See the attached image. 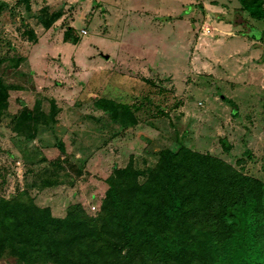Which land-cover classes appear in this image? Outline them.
<instances>
[{
	"label": "rangeland",
	"instance_id": "1",
	"mask_svg": "<svg viewBox=\"0 0 264 264\" xmlns=\"http://www.w3.org/2000/svg\"><path fill=\"white\" fill-rule=\"evenodd\" d=\"M0 2V78L21 88L0 126V201L97 214L90 170L147 173L181 146L264 181V22L238 0ZM20 100L38 106L35 140L16 131Z\"/></svg>",
	"mask_w": 264,
	"mask_h": 264
},
{
	"label": "trees",
	"instance_id": "2",
	"mask_svg": "<svg viewBox=\"0 0 264 264\" xmlns=\"http://www.w3.org/2000/svg\"><path fill=\"white\" fill-rule=\"evenodd\" d=\"M264 22V0H238ZM7 5L0 2V17ZM264 63V58H262ZM0 78V126L10 95ZM99 107L121 108L97 99ZM115 103V104H113ZM16 131L35 140L36 108L20 100ZM128 107H133L128 105ZM115 117L119 111L112 110ZM98 213L83 201L63 218L23 199L0 201V260L20 264H264V181L181 146L154 169L89 172Z\"/></svg>",
	"mask_w": 264,
	"mask_h": 264
},
{
	"label": "water",
	"instance_id": "3",
	"mask_svg": "<svg viewBox=\"0 0 264 264\" xmlns=\"http://www.w3.org/2000/svg\"><path fill=\"white\" fill-rule=\"evenodd\" d=\"M106 59L109 60L110 59V56H106Z\"/></svg>",
	"mask_w": 264,
	"mask_h": 264
},
{
	"label": "built area",
	"instance_id": "4",
	"mask_svg": "<svg viewBox=\"0 0 264 264\" xmlns=\"http://www.w3.org/2000/svg\"><path fill=\"white\" fill-rule=\"evenodd\" d=\"M84 34H87V32H86V31H84Z\"/></svg>",
	"mask_w": 264,
	"mask_h": 264
}]
</instances>
